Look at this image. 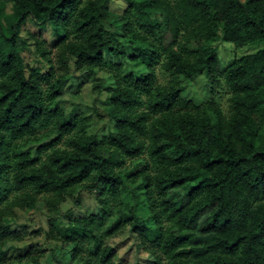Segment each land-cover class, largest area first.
<instances>
[{
  "label": "trees",
  "instance_id": "obj_1",
  "mask_svg": "<svg viewBox=\"0 0 264 264\" xmlns=\"http://www.w3.org/2000/svg\"><path fill=\"white\" fill-rule=\"evenodd\" d=\"M124 3L0 0V209H45L47 235L81 264H124L110 242L123 229L145 264H264V0ZM28 21L50 32L34 42L42 74L27 71L18 43ZM217 37L263 47L223 65ZM98 71L111 80L102 140L88 132L87 107L65 97ZM200 74L208 91L223 80L227 112L182 96ZM128 161L142 166L128 171ZM128 182H139L150 216L130 208L110 224ZM82 192L97 209L63 224L60 205L79 207ZM5 221L0 212V264H20L6 262Z\"/></svg>",
  "mask_w": 264,
  "mask_h": 264
},
{
  "label": "rangeland",
  "instance_id": "obj_2",
  "mask_svg": "<svg viewBox=\"0 0 264 264\" xmlns=\"http://www.w3.org/2000/svg\"><path fill=\"white\" fill-rule=\"evenodd\" d=\"M244 1V0H243ZM125 8L124 0H112L111 10L119 11ZM11 5H7L5 13H11ZM113 12V11H112ZM21 37L18 40L20 46L23 47L22 56L24 58L26 69L28 72H36L38 74L45 73L48 66L44 60L35 52L34 42L41 39H49V31H41L31 22H26L21 31ZM217 48L220 61L223 65L227 64L235 57H240L246 54L256 52L263 47V43H251L243 47H235L230 42H224L221 37H217L214 42ZM45 47L48 45L45 43ZM124 71L137 74V69L131 65H125ZM158 81L166 83L167 77L161 74L157 69ZM100 80L99 89L94 88L95 84ZM185 90L182 96L186 99H191L196 102L198 107L205 104H214L223 112L228 111L229 92L221 80V83L215 85V90L208 91V79L205 74L197 75L193 80L184 82ZM111 92V80L108 74L103 71H98L97 77L92 79L87 84L80 88H67L65 97L77 99L87 108L81 110V114L85 123H87L88 132L95 134L99 140H102L112 129L113 125L109 120L107 108L109 104L106 98ZM140 161L127 162L128 171L141 168ZM130 183L121 194L119 205H115L114 218L110 224L121 217L122 213H129L130 208H134L137 214L144 220L149 218L150 213L145 208L144 190L138 187V183ZM96 195H91L85 192L81 194L80 206H74L72 199H67L60 205V216L58 220L63 224L84 216L89 211L97 209ZM35 210H21L14 206L12 202L3 206L0 212L4 214L6 224L11 228V240L6 244L8 253L6 262L21 261L20 264H32V259L39 257L41 264H81L74 261H69L68 254L62 248L64 245L59 238H54V235H47L51 226L49 222L48 212L39 206ZM71 210L70 213L68 211ZM68 215V216H66ZM115 238L110 240L111 244L118 245V256L122 258L124 264H145V253L137 252V247L130 233L123 229L117 232ZM20 248L21 250H13L12 248Z\"/></svg>",
  "mask_w": 264,
  "mask_h": 264
}]
</instances>
